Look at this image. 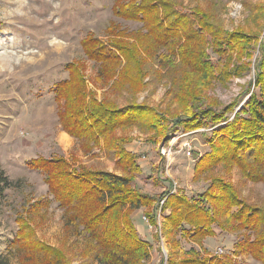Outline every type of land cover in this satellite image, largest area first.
I'll use <instances>...</instances> for the list:
<instances>
[{
    "label": "rangeland",
    "instance_id": "374dc122",
    "mask_svg": "<svg viewBox=\"0 0 264 264\" xmlns=\"http://www.w3.org/2000/svg\"><path fill=\"white\" fill-rule=\"evenodd\" d=\"M176 1L188 10L196 8L204 12L212 19V23L220 25L226 31L242 30L251 33V44L244 52L241 48H236L231 65L225 69L227 59L219 61L211 40L205 38L203 41L205 57L213 63L215 75L210 88L204 93L205 105L220 111L235 104V110L230 113L228 111L227 115L232 120L239 113L242 118L240 112L247 109L245 105L252 93L260 96L263 92L262 86L258 85L256 67L261 58L264 19L255 18L245 7L246 3L264 6V0ZM152 2L153 0H0V172L12 183L0 196V254L7 252L9 243L22 225L19 217L24 216L21 214L23 208L42 198L53 199L49 195V186L45 183L46 173L32 164L34 159L47 166L51 160L64 159L75 172L84 167L85 170L114 173L108 169L114 167L115 161L105 154L102 143L100 148L92 149L91 145L82 144L68 133L65 135L62 124L69 122L71 113L68 109L77 105H90L97 114L101 110L98 105L91 104L101 103L105 97L110 103L115 101L117 106H124L126 102L133 100L128 99L132 95L125 93L117 96L109 89L110 85L105 86V76H99L102 66L98 59L103 55L117 54L115 45L118 39L129 43L135 41L136 33L143 29V22L133 18V10L141 4V7H149ZM152 7L158 8L156 13L147 15L148 18L163 15V7L170 6L153 2ZM186 9L183 11H187ZM162 25H165L160 29L164 35L162 37H169L164 32L169 22L163 21L160 26ZM185 26L178 23L170 31L173 34L180 33ZM148 63H152L150 54H143L142 65L126 64L123 61L113 79L115 87L119 90L137 89V75L142 70L145 72L149 69ZM154 68L148 70L149 75L144 81L146 84L138 88L140 91L134 97V102L147 104L162 113L172 103L170 109L176 111L179 106L173 95L178 92L176 87L181 89L180 86L185 84L189 90H194L197 78L189 76L191 71L185 67L178 66L169 73L157 64ZM226 69L228 72L224 76L222 72ZM101 74L104 75L103 70ZM262 76L264 77V71ZM55 95H59L57 99ZM172 124L173 122L170 125ZM225 125L226 122L218 127ZM218 127L209 126L207 129L189 132L179 129L170 136L169 141L160 140L157 143L151 141L153 132L145 133L137 128L118 132L120 136L130 137L131 145L126 146L132 151L126 150L135 152L136 163L142 170V176L136 175L135 184L139 181L148 195L159 197L170 190L166 179H171L178 186L182 184L181 192H177L194 201L210 187L212 180L218 178L237 189L239 203L245 201L256 207L264 206V182H253L245 178L235 166L229 168L230 164L223 162L217 164L205 178H195L198 160L212 152L209 141L215 138L213 133ZM187 142L193 150L190 157L186 155L187 150L183 149V144ZM169 147L174 154L167 160L161 154V149ZM200 153L203 154L200 156ZM168 170L171 171L170 174ZM239 209L241 206L233 211ZM149 211L152 210L144 209V214L139 212V216H135L141 239L152 245L151 256L145 264H161L163 260L167 264L168 236L163 234L160 241L156 239V229L144 219ZM35 223L40 239L52 246L67 248L69 241L64 238L63 210L58 207L57 202L51 204L45 221L37 220ZM184 227L189 231L195 230L187 225ZM213 229L216 235L207 243L204 242L203 246L208 252L187 237L181 242L187 254L180 255L176 249L172 256L174 263L195 257L190 255L191 249L199 251L201 258H204L215 257L214 251L217 247H222L225 255L231 256L238 234L230 230L224 232L217 226ZM233 259L235 264H263L251 255L234 256ZM11 264L19 262L12 258Z\"/></svg>",
    "mask_w": 264,
    "mask_h": 264
},
{
    "label": "trees",
    "instance_id": "16d2710c",
    "mask_svg": "<svg viewBox=\"0 0 264 264\" xmlns=\"http://www.w3.org/2000/svg\"><path fill=\"white\" fill-rule=\"evenodd\" d=\"M153 2L170 7H163V15L159 14V17L148 18L147 15L156 13L158 8L152 7ZM153 2L149 3V7H141V4L133 10V18L143 22V29L136 33L135 41L129 43L118 39L115 45L117 54L103 55L98 59L101 71H104V75L100 71L99 76H105V86L110 85L109 89L117 96L130 94L133 97L128 99L133 100L124 106H117L115 101L110 103L105 97L101 103L91 104L98 105L101 113L97 114L90 105H77L68 109L71 113L69 122L62 124L66 133L84 145H91L92 149L100 148L102 143L105 154L116 161L119 174L85 170L84 167L75 172L64 159L51 160L48 166L34 159L32 164L46 173L45 183L53 199H39L23 208L22 213L18 212L27 217H19L22 225L9 243L7 252L0 254V264H11L12 258L17 259L19 264H145L151 256L152 245L141 239L132 213L141 208L146 211L151 209L145 217L151 226L156 227L157 209L163 198L165 202L161 211L165 217L161 222V232L163 236H168L167 264H235L234 256L245 255H251L264 264V206L256 207L245 201L239 203L237 189L233 186L216 178L194 201L180 192L152 197L135 186L136 175L142 174V170L136 163V155L126 150V145L131 142L130 137L118 135L119 131L137 128L145 133L153 132L151 141L157 143L160 140L169 141L170 136L179 129L189 132L209 126L218 127L225 122L224 127L214 130L215 138L209 141L212 152L198 160L195 178L208 175L217 164L224 162L230 164L229 168L237 167L245 178L264 182V39L256 67L258 85L262 86L263 92L260 96L252 93L245 105V113L240 112L242 118L236 113L231 120L227 112L234 111L235 104L220 111L205 105L204 93L210 88L215 75L213 63L205 57L203 41L205 38L211 40L219 61L227 59L225 69L231 65L236 48L244 52L251 44V33L226 31L212 23L204 12L196 8H183L176 0ZM245 8L255 18L264 19L263 5L246 3ZM163 21L169 22L164 31L169 37L165 38L160 30L166 25L160 26ZM178 23L186 26L180 33H171L170 29ZM143 54H150L152 63H148L149 69L137 75L139 84L135 85L138 88L146 84L147 72L154 66L156 68V64L168 70L167 73L178 66L185 67L191 71L189 76L197 78V82H194L197 88L194 90H189L185 84L180 86L181 89L176 87L178 92L173 94L174 101L179 102L176 111H171L172 103L164 113L147 104L135 103L134 97L140 91L136 87L135 90L115 87L113 79L122 62L142 65ZM151 64H154L153 67ZM227 70L222 75L225 76ZM108 81L111 83L107 84ZM58 96L55 95V98ZM11 184L9 178L0 172V196ZM53 202H57L63 210L64 238L69 241L67 248L48 244L38 237L36 231L35 222L45 221ZM240 206L241 209L233 211ZM184 225L195 230H186ZM214 226L224 232L230 230L238 234L231 256L201 258L199 251L191 249L190 255L195 257L174 263L172 256L176 249L180 255L187 254L181 244L187 237L206 250L203 247L205 240L216 235ZM155 237L161 240L159 232L155 233ZM161 264H164V260Z\"/></svg>",
    "mask_w": 264,
    "mask_h": 264
},
{
    "label": "built area",
    "instance_id": "2783aa9c",
    "mask_svg": "<svg viewBox=\"0 0 264 264\" xmlns=\"http://www.w3.org/2000/svg\"><path fill=\"white\" fill-rule=\"evenodd\" d=\"M183 149L187 150L186 151V155L188 157L192 156L193 150L191 148V145L188 142L183 144ZM161 154L163 156H165L167 158V160H169L171 157H173L174 152H173L172 148H170V147L169 148H162L161 149ZM177 189H178V185L176 183H174V192H177ZM164 202H165V198H163L160 201L159 207L157 209V223H158V225L156 227H153V226L150 225L151 227H153V228L156 229L155 232H159V234L161 235V237H162L161 222H162V219H163L161 207L164 204ZM144 219L145 220H148L146 217H144ZM214 254H215V256H222V255H225L226 253L222 249V247H217V249L214 251Z\"/></svg>",
    "mask_w": 264,
    "mask_h": 264
},
{
    "label": "crops",
    "instance_id": "0c3cea01",
    "mask_svg": "<svg viewBox=\"0 0 264 264\" xmlns=\"http://www.w3.org/2000/svg\"><path fill=\"white\" fill-rule=\"evenodd\" d=\"M119 132H121V131H119ZM64 134L65 135H68L66 132H64ZM119 134V133H118ZM128 136V135H127ZM129 137V136H128ZM128 144H130V143H128ZM127 144V145H128ZM131 145V144H130ZM129 146V145H128ZM128 146H126V148L129 150V151H132V150H130V148L128 147ZM135 153V152H134ZM201 154H203V153H200V156H201ZM195 160V159H194ZM194 160H191V161H194ZM173 166V165H172ZM174 167V166H173ZM113 168H114V170H113ZM172 168V167H171ZM108 171H114L115 173H118L119 174V171H118V169H117V167H116V161L114 162V167H112L111 169H108ZM143 172H144V170H143ZM168 173L170 174L171 173V171L170 170H168ZM141 176H142V174H141ZM144 176V175H143ZM170 176V175H169ZM193 176H194V172H193ZM171 177V176H170ZM161 178L163 179V176H162V174H161ZM173 179V178H172ZM167 181H168V184L170 185V190L167 192V193H176V192H174V180H172L171 181V179H166ZM163 182H164V180H163ZM138 184V185H137ZM137 184H135L136 186H138V189H140L142 192H144V193H146V189L144 190L143 189V187L142 186H140V184H139V181H137ZM165 184H167V182H165ZM181 186H182V184H180L179 186H178V189H177V191L179 190H181ZM165 188L166 187H164L163 188V190H165ZM162 190V191H163ZM181 192V191H180ZM147 194V193H146ZM139 212L140 213H142V214H144V209L143 208H141L140 210H136V211H134L133 213H132V220H133V223H134V225H135V227H136V229H137V231H138V227L136 226V223H135V216L136 215H138L139 216ZM145 216V215H144ZM140 234V233H139ZM212 239V237H208L206 240H205V243H207L208 241H210ZM150 241V240H149ZM199 247V246H198ZM205 248V247H204ZM234 248V247H233Z\"/></svg>",
    "mask_w": 264,
    "mask_h": 264
}]
</instances>
